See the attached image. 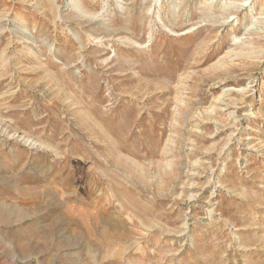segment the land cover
<instances>
[{
    "label": "rangeland",
    "instance_id": "374dc122",
    "mask_svg": "<svg viewBox=\"0 0 264 264\" xmlns=\"http://www.w3.org/2000/svg\"><path fill=\"white\" fill-rule=\"evenodd\" d=\"M0 264H264V0H0Z\"/></svg>",
    "mask_w": 264,
    "mask_h": 264
},
{
    "label": "bare ground",
    "instance_id": "6f19581e",
    "mask_svg": "<svg viewBox=\"0 0 264 264\" xmlns=\"http://www.w3.org/2000/svg\"><path fill=\"white\" fill-rule=\"evenodd\" d=\"M85 1V0H84ZM72 3H73V5H75V1H72ZM92 4H94V3H92ZM93 8L95 7V6H92ZM21 21H24V19H21ZM235 54V53H234ZM236 56H239L240 58L242 57V54H235ZM234 57V56H233ZM232 57V58H233ZM243 58V57H242ZM26 135V134H25Z\"/></svg>",
    "mask_w": 264,
    "mask_h": 264
}]
</instances>
